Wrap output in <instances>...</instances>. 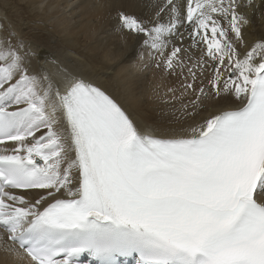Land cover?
Returning a JSON list of instances; mask_svg holds the SVG:
<instances>
[{
    "label": "snow or ice",
    "instance_id": "obj_1",
    "mask_svg": "<svg viewBox=\"0 0 264 264\" xmlns=\"http://www.w3.org/2000/svg\"><path fill=\"white\" fill-rule=\"evenodd\" d=\"M146 7L119 12L117 30L187 72L183 116L217 111L191 135L143 134L99 87L62 71L61 91L22 41H0V227L32 264H264V36L245 40L241 12L259 5Z\"/></svg>",
    "mask_w": 264,
    "mask_h": 264
},
{
    "label": "bare ground",
    "instance_id": "obj_2",
    "mask_svg": "<svg viewBox=\"0 0 264 264\" xmlns=\"http://www.w3.org/2000/svg\"><path fill=\"white\" fill-rule=\"evenodd\" d=\"M69 1L54 2H61L60 4H65L66 7ZM78 1V9L73 11L76 12L74 22L59 17L48 26L39 11L43 0H0L1 4L12 3L10 10L15 11V14L11 16L7 11V16L14 22L17 21L16 24L22 22L23 18L25 24L26 20L31 22L29 26L18 24L21 28L26 26L25 28L29 29L36 25L40 30L32 40L29 39L36 45V51L40 50L35 53L37 65L35 61H29L30 71L51 75V80L59 84L61 91L67 83L62 78V71L103 88L118 100L141 133L160 138L191 135L181 129H186L217 111L209 103L208 110H201L195 120L183 116L182 103H188L189 99L194 98L187 94L181 96V85L185 82V77H188L187 72L181 75L180 69L177 68L176 73L172 74L163 67L157 68L156 58H149L147 50L141 48L143 37L126 30H117L119 12L148 19L146 5L150 0ZM54 2L45 7L46 13L52 10L51 5ZM242 2L246 3V0ZM256 4L259 8L241 9L250 20V23L244 26L245 40L249 44L264 36V0H256ZM26 29H22L23 32ZM45 31L47 33H44ZM173 43L179 44L180 41L173 38ZM154 56L158 58V53ZM45 61L48 67L40 65ZM144 73L149 74V78ZM157 74L162 76H156ZM150 79L152 81L149 83ZM190 79L188 77L189 81ZM204 83L206 84V81ZM13 191L27 196V192ZM31 192L34 195L36 191ZM7 236L8 233L0 227V264H32L25 254L24 258H21L22 262L15 258V253L23 250L8 241ZM13 248L15 252L9 250Z\"/></svg>",
    "mask_w": 264,
    "mask_h": 264
},
{
    "label": "rangeland",
    "instance_id": "obj_3",
    "mask_svg": "<svg viewBox=\"0 0 264 264\" xmlns=\"http://www.w3.org/2000/svg\"><path fill=\"white\" fill-rule=\"evenodd\" d=\"M56 0H43V2L41 3V8H40V13L41 15H43L46 19V25L50 26L51 23H53L55 20H57V18H66L71 20V22H74V17H75V13L73 12L78 5V0H70L68 5L65 7V4H60L58 2H54ZM12 2V0H11ZM14 2V0H13ZM52 2H54V4H52L51 6H53L52 10L50 12H45V7L50 5ZM8 3V2H7ZM1 4L0 3V41H9L11 42L14 46L16 45L17 41H22L23 43V47L20 49L22 52L23 51H31L33 53V55L29 58V61H35L36 65H37V57L35 55V53H38L39 51H36V45L33 44L32 42L29 41V39H33L34 36L39 34V29L36 27V25L31 26L29 29H26V26L31 25V22L29 20H26V24L25 22V18H23L22 22H18V24L20 25H26L25 27L21 28L20 25L16 24V22H14L9 16H7V11L9 12V15L13 16L15 14V11L10 10V7L12 6V3L10 4ZM10 5V6H9ZM78 13V11H77ZM24 21V22H23ZM7 29L5 32H3V30ZM22 29H26L24 32ZM39 30V31H38ZM8 31V33H6ZM14 34V35H9V34ZM44 33H47L46 31ZM25 39L26 41H24L23 39ZM55 38V37H54ZM53 38V40H54ZM40 65H44L48 67V64H46L45 62H41ZM53 67V66H52ZM51 66H49V68H52ZM54 69V67L52 68ZM146 74V77L149 78V74ZM48 76L51 79V75L48 74ZM145 76V75H144ZM156 76H162V74H157ZM152 81V79L148 80V82L150 83ZM30 191H38V190H30ZM19 251V250H18ZM21 252V251H20ZM18 252L15 253V258L18 259L19 261L22 262L21 258H24L23 252Z\"/></svg>",
    "mask_w": 264,
    "mask_h": 264
}]
</instances>
